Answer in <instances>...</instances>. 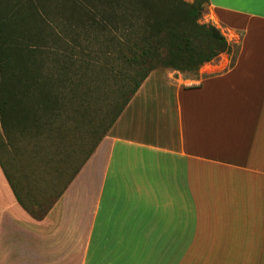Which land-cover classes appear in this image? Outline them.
<instances>
[{
	"label": "crops",
	"instance_id": "crops-1",
	"mask_svg": "<svg viewBox=\"0 0 264 264\" xmlns=\"http://www.w3.org/2000/svg\"><path fill=\"white\" fill-rule=\"evenodd\" d=\"M205 22L230 51L153 71L90 155L93 129L53 146L64 164L0 156V264H264V0Z\"/></svg>",
	"mask_w": 264,
	"mask_h": 264
},
{
	"label": "trees",
	"instance_id": "trees-1",
	"mask_svg": "<svg viewBox=\"0 0 264 264\" xmlns=\"http://www.w3.org/2000/svg\"><path fill=\"white\" fill-rule=\"evenodd\" d=\"M96 2L97 6L111 9L104 13V17L106 19V15H110V23H117L116 30H122L124 36L118 44L119 51H122L119 57L136 67V75L134 88L112 120L106 126L101 125L99 131L94 130L89 155L153 71L161 68L192 76L205 63L230 51L228 42L214 26L198 22L206 12L209 0H193L191 4L185 0ZM39 53L12 37L8 39L0 29L1 146L15 147L23 141L40 142L46 136L50 141V138L56 140L63 136L58 124L60 111L66 106L67 110L69 107L72 109L75 98L71 95L72 100L69 97L67 103L61 102L63 92H55L54 88L58 82L65 86L67 79L58 81L46 75L41 61L36 58ZM65 132L69 135L75 133L70 127ZM57 144L52 142V146Z\"/></svg>",
	"mask_w": 264,
	"mask_h": 264
},
{
	"label": "rangeland",
	"instance_id": "rangeland-1",
	"mask_svg": "<svg viewBox=\"0 0 264 264\" xmlns=\"http://www.w3.org/2000/svg\"><path fill=\"white\" fill-rule=\"evenodd\" d=\"M185 2L191 4L193 0ZM110 11L108 7L97 6L96 0H0L2 33L40 52L36 58L46 75L58 81L67 79L65 89L58 82L54 91L63 92L61 102L65 103L73 95L75 106L60 111L58 124L63 133L67 127L75 133L56 140L50 138L63 149L72 139L80 142L83 137L88 141L91 129L99 131L101 125L106 126L134 88L136 67L119 57L122 51L118 44L124 36L122 30H116L117 23H110V15L105 19L104 13ZM206 16L207 10L198 22L209 26ZM50 141L46 136L40 142L23 141L15 147L0 144L5 168L19 175L31 169L40 170L43 163L36 160L45 153L35 152L41 150L48 153L47 167L51 151L55 158L58 152L59 160L55 163L64 164L60 160L61 148L55 152ZM80 145L84 158L89 148ZM32 161L36 163L34 166Z\"/></svg>",
	"mask_w": 264,
	"mask_h": 264
}]
</instances>
